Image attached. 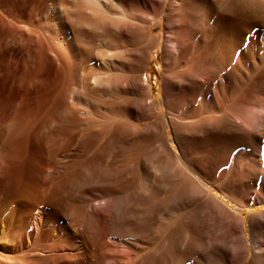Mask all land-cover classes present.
I'll return each instance as SVG.
<instances>
[{
	"label": "bare ground",
	"instance_id": "1",
	"mask_svg": "<svg viewBox=\"0 0 264 264\" xmlns=\"http://www.w3.org/2000/svg\"><path fill=\"white\" fill-rule=\"evenodd\" d=\"M48 2L47 92L22 95L53 102L35 127L0 103V264H264V0ZM77 57L94 67L66 90ZM78 112L101 127L84 145L59 133Z\"/></svg>",
	"mask_w": 264,
	"mask_h": 264
},
{
	"label": "rangeland",
	"instance_id": "2",
	"mask_svg": "<svg viewBox=\"0 0 264 264\" xmlns=\"http://www.w3.org/2000/svg\"><path fill=\"white\" fill-rule=\"evenodd\" d=\"M48 1L49 0H0V2H1L0 3V18H1L0 19V25L2 24L0 26V38L2 37L0 39V49L2 48V45L5 44L7 48H12L13 49V50L10 51V55L13 56L14 50H16V51L19 52L17 54V56H16L17 58L16 57L13 58V61L11 60L10 61V64H8L7 66H5V67L2 68V70H3V72H1L2 74L0 73V103L4 104V102L7 101V103H9V104L11 103V104L14 105V109L16 108V104L17 103H18L17 104V107L22 105L21 108H19V107H18V109L16 108V110L19 111L18 113H23V112L24 113H27V118H24L23 120L16 121L17 124L20 122L19 125H22V126H29V124L30 125L32 124V127H35L36 125L38 126V124L40 123L41 119L43 118L42 117L43 114L45 115L47 113V111L50 108L49 106L52 104L51 102H53V99H54V96H50L49 99H48L50 101L46 102L47 104H45V105L42 104L41 102L35 101L32 104V105H34L33 107L32 106H29L28 109H27L24 106V102L26 101V99H24V98H26V97L29 98V93L30 92H31L30 97L33 96V99L35 98L36 100H37V98L39 96L42 97L47 92V91H41L40 92V90H38V92H35L30 87L29 83L35 77H37L41 72L44 73V74L47 73V72H49L47 75L50 76L52 70H50L51 67H49V64H47V63H50V66L52 64V60L51 59H52L53 56H52V53H50V52L52 51L54 53L55 51H57L56 49H53V48H55L57 46V44L51 42L49 40V38H48V32H47V28L46 27L49 26V21H50L49 20V13L48 12L43 13V11H42V5H43V3L48 4L49 3ZM13 10H14V12H13ZM16 12L17 13L18 12L19 13L22 12V14L21 13L20 14L19 13L16 14ZM12 18H14V19H12ZM6 21L8 22L9 25L8 24H5ZM8 26H9V28H8ZM12 26H14V27L10 29V27H12ZM2 27H4V28L2 29ZM14 31L15 32L17 31V32L15 33ZM152 34L154 36H157L159 34V30L158 29L157 30H154ZM11 36H12V40H11ZM13 36L16 38L15 40H14ZM94 36H95V34L93 35V38H94ZM93 38H91V39H93ZM91 39H89L90 41L88 40L89 41L88 43H90V46H91L92 49H95L94 46H96V41L94 42V40H96V38L93 39V40H91ZM6 41H8V42L5 43ZM16 41H18L19 44ZM14 43H16V46H15ZM20 43H22V44H20ZM49 45L50 46H53V48H50ZM29 46L31 48H28ZM48 46H49V48H48ZM113 46L114 47H117V48L119 46L121 47V45H119V46L118 45L117 46L116 45H113ZM126 46L128 48H132L133 47L132 46V43H130V42L129 43H126ZM20 48H21V50L19 51ZM91 48H90V50H91ZM26 49L33 50L32 54H31V51L28 50V52L30 53V55H29V53H27V54H28V56L30 58L25 54L26 53L25 52ZM50 49H52V50H50ZM22 50H24V51H22ZM47 50L50 51V52H48ZM150 53H151V56H150V59H151V61H150V71H151V74L149 76L150 77L149 82H150L151 86L154 89H156L157 91H159L160 90V88H159V78H160L159 76L160 75L159 74H160V64H161V59H160L161 51H160V49L155 48ZM40 55H41V57H39ZM31 57H33V58L36 57V62L34 61L35 58L33 60V62L35 64V67H32L33 70L30 67L31 66L30 63H32V66H34V64L32 62V59L33 58H31ZM90 58H89L90 60L87 59V61H85V59H81V58L77 57L75 59L76 61H73V62H71L72 59L71 60H68L67 59V61H65L66 59L62 58L65 62H63V60H62L64 67H62L61 69L63 71V68H65L63 72H66V73H63V76H62V72H61V76L62 77H60V78H61L62 81H60V85L61 86L63 85L62 88L66 89V90L68 88L70 89V88H72L73 84H74V86H77V83L78 82H81V80H83V78H84V80H87L88 79L89 74L87 72H90L88 70L89 69L91 70V68L94 67V63H93L94 62L93 61L94 58L93 57H90ZM48 61H50V62H48ZM69 61L71 63L70 64H67V63H69ZM77 62H78V65H77ZM57 63L58 62L56 61V64ZM65 65H66V67H65ZM70 65H72L73 67H76L77 68V69L74 68L75 69L74 70L75 72L72 71V74H71V72L69 74L68 67ZM72 66H70V69H72ZM48 67L50 69H48ZM71 75H73V76L71 77ZM75 76L76 77L78 76L80 78L77 77L78 79H76ZM73 79H76V80H73ZM78 80H80V81H78ZM75 81H76V83H75ZM24 83H26V84H24ZM23 85H24L23 88H27V89H23L21 87ZM28 89H29V91H28ZM156 90L154 91V95L157 98L158 95L156 93ZM23 91L25 92V96L26 97H24V95H22V93H24ZM33 91H34V94L32 93ZM88 95L89 96H88L87 99H89V100H84V102L87 103V104H91L95 96L92 95V94H88ZM41 97H39V98H41ZM96 99L97 98L95 97L94 100H96ZM101 99H99L100 102H101ZM109 99H103L102 103L104 104V103H108V102L115 101L113 99H112L113 101H110L111 99L110 100ZM7 103H6V105H7ZM9 104L7 106H9ZM37 105H39V106L40 105H42V106L44 105V106L43 107L42 106L39 107ZM36 108L39 111H36L37 110ZM30 110H32V111L34 110V111L31 112ZM37 112L38 113L40 112V113L38 114ZM74 122H72L71 124H68V125H64V126H66V128H64L65 131L63 130V128L61 129L62 131L60 130L61 132H59V133L62 136L61 137L62 140L67 139V138L68 139H75L74 142L78 141L79 143L81 142L80 143L81 145H84V141L87 142L89 136L91 137V138H89V141H90L91 139H93V137L95 138V136L97 134L101 133V130H100L101 127H100V125L98 123H96L95 121L87 120L84 117H82V112H78L77 113V120L74 121ZM64 126H62V127H64ZM62 133L64 135H62ZM95 148H97V147H95ZM95 148L92 147L91 150H90V152L88 153V155H92L93 154L92 152L96 150ZM100 148H98V150H101V151H96V153L98 152V154H100L101 156H103L102 158L107 159L109 157L110 160L113 159V160H115L117 162V161L121 160L124 157V154L123 153H120L119 154L116 151L113 152V150H109L108 147H106V146H104V147L102 146ZM82 149L83 150H87V147H84ZM107 151H108V153H107ZM104 153H105V155H104ZM109 153H110V155H109ZM113 160H111V161H113Z\"/></svg>",
	"mask_w": 264,
	"mask_h": 264
}]
</instances>
